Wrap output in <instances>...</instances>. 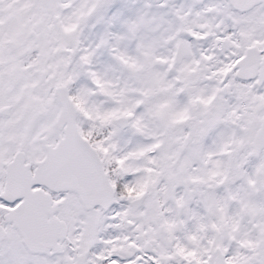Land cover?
Segmentation results:
<instances>
[{
	"label": "snow or ice",
	"instance_id": "1",
	"mask_svg": "<svg viewBox=\"0 0 264 264\" xmlns=\"http://www.w3.org/2000/svg\"><path fill=\"white\" fill-rule=\"evenodd\" d=\"M0 264H264V0H0Z\"/></svg>",
	"mask_w": 264,
	"mask_h": 264
}]
</instances>
